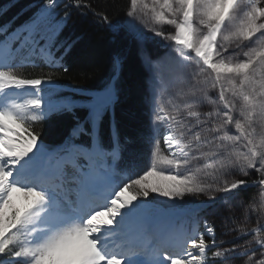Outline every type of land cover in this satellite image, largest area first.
Masks as SVG:
<instances>
[{
	"label": "snow or ice",
	"instance_id": "6c2138e0",
	"mask_svg": "<svg viewBox=\"0 0 264 264\" xmlns=\"http://www.w3.org/2000/svg\"><path fill=\"white\" fill-rule=\"evenodd\" d=\"M19 5L0 10V264H264V0ZM107 48V76L55 98L97 78L74 50Z\"/></svg>",
	"mask_w": 264,
	"mask_h": 264
},
{
	"label": "trees",
	"instance_id": "16d2710c",
	"mask_svg": "<svg viewBox=\"0 0 264 264\" xmlns=\"http://www.w3.org/2000/svg\"><path fill=\"white\" fill-rule=\"evenodd\" d=\"M30 0H20V5L23 6L24 4L29 3ZM10 4V0H0V10L6 9ZM18 6V7H19ZM18 11V8L12 9L11 12L4 19H10L11 16ZM3 20H0V23H3ZM77 23L81 24L82 28H87L88 25L86 22L78 21ZM163 49H160L158 52H161ZM111 48H107L104 51L98 49L96 53L89 57V58H81L78 56L76 51L70 55L68 58V62L73 67L81 68L85 71H96L98 70V75L96 80H90L85 82L81 76H64L58 80V83L63 85L64 87L61 89V92L57 94L55 97L56 99H61L63 97H70L71 99H81V97L70 96L69 89L75 87H95L99 80L104 76H107L110 71L111 65ZM19 75L24 76L25 78H35L40 75L39 72L34 71L31 67L24 68V69H17ZM119 113V109H118ZM105 134H107V127H105ZM198 202V201H197Z\"/></svg>",
	"mask_w": 264,
	"mask_h": 264
},
{
	"label": "rangeland",
	"instance_id": "374dc122",
	"mask_svg": "<svg viewBox=\"0 0 264 264\" xmlns=\"http://www.w3.org/2000/svg\"><path fill=\"white\" fill-rule=\"evenodd\" d=\"M157 55H159L162 59V63L160 65V71L163 73V74H166L167 72V65L165 63L166 61V50L163 49L161 52H158ZM28 93H25V95H27ZM191 199V198H189Z\"/></svg>",
	"mask_w": 264,
	"mask_h": 264
},
{
	"label": "bare ground",
	"instance_id": "6f19581e",
	"mask_svg": "<svg viewBox=\"0 0 264 264\" xmlns=\"http://www.w3.org/2000/svg\"><path fill=\"white\" fill-rule=\"evenodd\" d=\"M17 197V203H23V196L22 194H15Z\"/></svg>",
	"mask_w": 264,
	"mask_h": 264
}]
</instances>
